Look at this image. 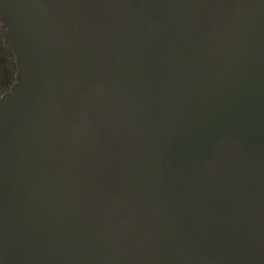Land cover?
I'll list each match as a JSON object with an SVG mask.
<instances>
[{
  "label": "water",
  "instance_id": "obj_1",
  "mask_svg": "<svg viewBox=\"0 0 264 264\" xmlns=\"http://www.w3.org/2000/svg\"><path fill=\"white\" fill-rule=\"evenodd\" d=\"M0 264H264V0H0Z\"/></svg>",
  "mask_w": 264,
  "mask_h": 264
},
{
  "label": "flooded vegetation",
  "instance_id": "obj_2",
  "mask_svg": "<svg viewBox=\"0 0 264 264\" xmlns=\"http://www.w3.org/2000/svg\"><path fill=\"white\" fill-rule=\"evenodd\" d=\"M5 30L0 25V95L9 92L16 83L17 64L14 52L9 49L3 34Z\"/></svg>",
  "mask_w": 264,
  "mask_h": 264
}]
</instances>
